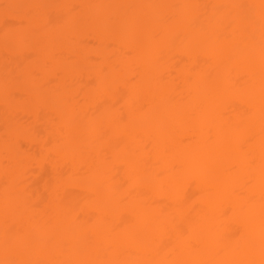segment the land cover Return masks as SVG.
<instances>
[{
    "label": "bare ground",
    "instance_id": "bare-ground-1",
    "mask_svg": "<svg viewBox=\"0 0 264 264\" xmlns=\"http://www.w3.org/2000/svg\"><path fill=\"white\" fill-rule=\"evenodd\" d=\"M0 264H264V0H0Z\"/></svg>",
    "mask_w": 264,
    "mask_h": 264
}]
</instances>
